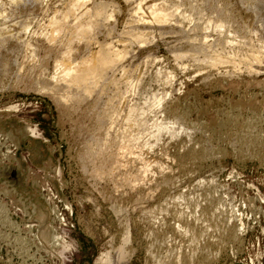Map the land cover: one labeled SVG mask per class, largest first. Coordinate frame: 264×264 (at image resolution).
I'll use <instances>...</instances> for the list:
<instances>
[{"label":"bare ground","instance_id":"6f19581e","mask_svg":"<svg viewBox=\"0 0 264 264\" xmlns=\"http://www.w3.org/2000/svg\"><path fill=\"white\" fill-rule=\"evenodd\" d=\"M237 3L0 0V88L22 87L49 97L59 121L71 124L78 140L75 154L83 169L96 183L104 181L105 188L111 184L110 190L101 189L100 194L112 204L118 240L99 251L92 264H131L137 223L126 210L128 204L142 213L139 220L145 224L150 245H164L160 252L148 249L146 264H197L199 251L210 258L214 242L223 245L237 238L241 223L230 216H215L217 204L223 202L215 195L213 176L194 171L191 178L197 187L208 191L199 201L183 193L164 192L177 182L166 172L172 162L176 168L188 169L191 163L216 154L207 138L193 140V133L203 127L183 120L180 112L167 105L168 86L177 70L194 67L209 73L226 68L231 75L243 67L255 74L264 58V0ZM241 10L245 16L239 23ZM158 42L175 67L164 65L149 48ZM208 73L200 74L199 80L208 79ZM152 83L160 88H152ZM245 122L233 139V149L240 158L259 156L256 135L260 130L255 122ZM30 134L26 129L20 136ZM182 134L185 140L178 142L184 152L170 155L168 145ZM5 135L13 137L10 132ZM11 170L9 166L7 173ZM159 188L163 192L156 194ZM173 203L183 204V211L192 216V220L181 214L174 218L173 228L180 238L175 245L157 233L159 227L173 222L166 218L174 212ZM54 232L45 229L42 234L55 243L59 236Z\"/></svg>","mask_w":264,"mask_h":264},{"label":"rangeland","instance_id":"374dc122","mask_svg":"<svg viewBox=\"0 0 264 264\" xmlns=\"http://www.w3.org/2000/svg\"><path fill=\"white\" fill-rule=\"evenodd\" d=\"M232 2L236 4L238 0ZM244 12H240L239 23ZM149 48L164 65L175 67L162 42ZM191 68L177 70L168 86L167 105L180 112L183 120L200 124L203 128L193 133V140L207 138L216 154L191 163L188 169L176 168L172 162L166 172L177 182L164 192L183 193L191 201H199L201 194L208 191L197 187L191 178L194 171L213 176L215 195L223 202L217 204L219 209L215 213L219 214L215 216L218 219L230 216L241 223V230L233 242L210 245L212 257L206 258L199 251L195 263L264 264V58L256 65L255 74L243 67L231 75L225 72L226 68L209 73ZM205 73L210 74L209 78L199 80L200 74ZM152 84V88H160ZM249 120L260 130L256 135L260 139V155L240 158L233 149V139ZM69 124L66 120L59 121V113L46 95L22 87L0 88V205L4 204V209L0 207V264H92L99 251L111 240H118L119 226L112 204L100 194L103 189L110 190L111 184L105 188L104 181L96 183L83 169L75 154L78 140ZM26 129L31 134L21 137ZM8 132L13 137L6 136ZM184 137L182 134L171 141L167 147L170 155L184 152L178 142H183ZM9 166L14 170L7 173ZM160 191L163 189L159 188L156 194ZM182 205L172 204L173 214L169 212L164 217L173 222L168 221L157 232L160 237L171 239L167 242L171 245L180 239L173 228L174 218L180 214L192 218ZM126 206L137 223L130 263L146 264L150 261L148 249L160 252L164 245L161 248L150 245L145 224L139 220L142 213L129 204ZM45 229L55 231L58 242L46 240L42 234ZM111 236L115 239H110Z\"/></svg>","mask_w":264,"mask_h":264}]
</instances>
